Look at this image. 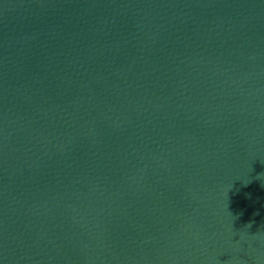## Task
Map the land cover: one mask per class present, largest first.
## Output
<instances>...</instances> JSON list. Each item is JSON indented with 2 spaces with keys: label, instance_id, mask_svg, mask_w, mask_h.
Returning a JSON list of instances; mask_svg holds the SVG:
<instances>
[{
  "label": "water",
  "instance_id": "95a60500",
  "mask_svg": "<svg viewBox=\"0 0 264 264\" xmlns=\"http://www.w3.org/2000/svg\"><path fill=\"white\" fill-rule=\"evenodd\" d=\"M0 264H264V0H0Z\"/></svg>",
  "mask_w": 264,
  "mask_h": 264
},
{
  "label": "clouds",
  "instance_id": "9594fccd",
  "mask_svg": "<svg viewBox=\"0 0 264 264\" xmlns=\"http://www.w3.org/2000/svg\"><path fill=\"white\" fill-rule=\"evenodd\" d=\"M249 226H251V225H249Z\"/></svg>",
  "mask_w": 264,
  "mask_h": 264
}]
</instances>
